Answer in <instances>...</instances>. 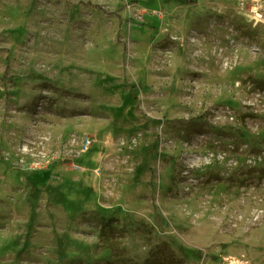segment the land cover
<instances>
[{
    "label": "rangeland",
    "instance_id": "obj_1",
    "mask_svg": "<svg viewBox=\"0 0 264 264\" xmlns=\"http://www.w3.org/2000/svg\"><path fill=\"white\" fill-rule=\"evenodd\" d=\"M0 264H264V0H0Z\"/></svg>",
    "mask_w": 264,
    "mask_h": 264
},
{
    "label": "built area",
    "instance_id": "obj_2",
    "mask_svg": "<svg viewBox=\"0 0 264 264\" xmlns=\"http://www.w3.org/2000/svg\"><path fill=\"white\" fill-rule=\"evenodd\" d=\"M90 144H91V140H90V139H87L86 144L84 145L85 150L88 149V146H89Z\"/></svg>",
    "mask_w": 264,
    "mask_h": 264
}]
</instances>
